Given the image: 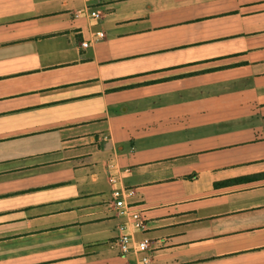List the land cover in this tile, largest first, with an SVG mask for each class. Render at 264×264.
I'll use <instances>...</instances> for the list:
<instances>
[{
    "label": "crops",
    "instance_id": "crops-1",
    "mask_svg": "<svg viewBox=\"0 0 264 264\" xmlns=\"http://www.w3.org/2000/svg\"><path fill=\"white\" fill-rule=\"evenodd\" d=\"M122 187L151 264H264V0H0V264L133 261Z\"/></svg>",
    "mask_w": 264,
    "mask_h": 264
},
{
    "label": "built area",
    "instance_id": "built-area-1",
    "mask_svg": "<svg viewBox=\"0 0 264 264\" xmlns=\"http://www.w3.org/2000/svg\"><path fill=\"white\" fill-rule=\"evenodd\" d=\"M92 20H99L101 14L98 11L89 13ZM105 34L101 31L95 33V40H103ZM82 48L89 47V43H82ZM109 182L113 185L119 183V179L111 175ZM132 192L122 188H115L112 191L114 199V207L117 216L124 219V222L117 227V238L115 245L120 250L121 254H132L134 260L128 264H151V256L149 254L150 242L147 239L136 241L133 237L134 231H139L142 228V220L137 210H134L128 203V199L132 197Z\"/></svg>",
    "mask_w": 264,
    "mask_h": 264
},
{
    "label": "trees",
    "instance_id": "trees-1",
    "mask_svg": "<svg viewBox=\"0 0 264 264\" xmlns=\"http://www.w3.org/2000/svg\"><path fill=\"white\" fill-rule=\"evenodd\" d=\"M245 179H239V180H236V181H244Z\"/></svg>",
    "mask_w": 264,
    "mask_h": 264
}]
</instances>
